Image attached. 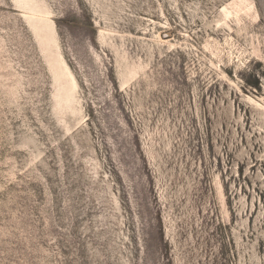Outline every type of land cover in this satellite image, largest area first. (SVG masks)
Segmentation results:
<instances>
[{
	"label": "rangeland",
	"instance_id": "374dc122",
	"mask_svg": "<svg viewBox=\"0 0 264 264\" xmlns=\"http://www.w3.org/2000/svg\"><path fill=\"white\" fill-rule=\"evenodd\" d=\"M0 264H264V0H0Z\"/></svg>",
	"mask_w": 264,
	"mask_h": 264
}]
</instances>
